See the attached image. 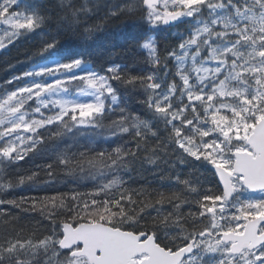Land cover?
Masks as SVG:
<instances>
[{
  "label": "snow or ice",
  "instance_id": "obj_1",
  "mask_svg": "<svg viewBox=\"0 0 264 264\" xmlns=\"http://www.w3.org/2000/svg\"><path fill=\"white\" fill-rule=\"evenodd\" d=\"M125 17L186 27L163 49L134 38L130 63L99 71L67 54L68 37L86 44ZM36 36L25 59H41L0 91V193L63 176L94 183L0 198L52 224L23 235L0 208V264H264V0H0V53ZM134 93L147 112L125 101ZM105 128L124 143L57 146L19 171L49 141ZM141 170L170 181L167 191L132 187L125 175Z\"/></svg>",
  "mask_w": 264,
  "mask_h": 264
},
{
  "label": "trees",
  "instance_id": "obj_2",
  "mask_svg": "<svg viewBox=\"0 0 264 264\" xmlns=\"http://www.w3.org/2000/svg\"><path fill=\"white\" fill-rule=\"evenodd\" d=\"M185 27V25H181L178 28H172L168 31H158L156 29H150L144 21L138 18L128 19L125 17L117 20L114 24L108 25L105 30L96 34L95 39L88 41L86 44H81L74 37H68L64 42L68 49V55L72 53H82L84 58L99 71L110 64L122 65L130 63L131 61L129 57L125 55L124 50L130 47L131 41L134 38L144 37L145 34L153 36L156 38L160 48L163 49L165 43L169 45L176 44L178 42V36H176L175 33L183 32ZM38 43V36L31 38L22 37L15 43V46H9V51L6 54L0 53V91L4 88L13 87L12 85L5 84L7 79L30 68L33 60L39 61L41 59L38 56L34 57L33 60L25 59L26 54H30ZM17 60L21 62L18 63ZM148 67L147 64L138 65V68L147 69ZM137 95H139V93L128 94L124 99L137 113L147 112V109L144 108L143 105L136 102ZM108 123H110V121H106V124ZM88 131L90 133L102 131L103 134L90 136L78 135L74 139L65 137L63 140L49 141L45 146L46 152L42 155L33 157V159L26 158V161H21L20 164L23 167L20 168L19 171L24 172L28 168H35L36 164L43 163L45 159L54 153L57 146H59L60 150H64L66 147L74 145L73 150L79 148L83 151V145H88L90 148L110 151L112 148L116 147L117 144L124 143L123 139L110 136L107 128L104 130ZM89 139L92 141L91 144H89ZM192 164H197V162L192 161ZM197 167H199V165H197ZM185 171H193V169L189 166L185 167ZM193 174L195 175L196 173L193 171ZM41 179H46V177H41ZM125 180H127L132 187H145L149 188V191L155 188H159L161 191H167L168 185L170 184V181L167 179L162 180L159 175L142 170L139 172H132L130 175H125ZM93 183L91 179L73 181L71 177L63 176L58 177L51 187L43 184L35 186L25 185L17 187L14 190H9L7 193H0V198L19 199L20 196L55 195L59 191H68L74 187H78L81 191H86L92 187ZM164 207L169 208L170 206L165 204ZM0 208L8 209L14 217L18 218V221L13 220L12 224L15 226L16 231L23 229V235H29L33 232L37 235L47 234L52 227L51 222L45 219L44 216L40 214L39 210L34 212H23L9 205H3L0 206ZM146 211L152 212V215H155L152 208H148ZM4 229L5 225L3 221L0 220V235H3ZM8 231H12V228L9 227Z\"/></svg>",
  "mask_w": 264,
  "mask_h": 264
}]
</instances>
